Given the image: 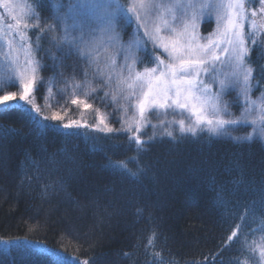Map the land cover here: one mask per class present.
<instances>
[{"label":"trees","instance_id":"1","mask_svg":"<svg viewBox=\"0 0 264 264\" xmlns=\"http://www.w3.org/2000/svg\"><path fill=\"white\" fill-rule=\"evenodd\" d=\"M26 2V17L39 28L24 30L39 44L36 55L44 67L37 75L46 82L37 85L36 99L48 115L49 85L71 88L75 61L83 56L52 39L65 35L55 5H64V13L70 0ZM124 23L120 36L133 37L134 24ZM79 36V29L70 32ZM62 91L59 86L65 118L94 126L89 116L75 117L80 106ZM106 96L93 104L108 108L111 100L99 102ZM116 121L110 122L113 129ZM248 125L230 127L231 136L200 126L192 136L181 134L179 121L161 119L145 125V143L138 146L123 129L81 128L72 138L49 130L40 136L21 110L0 115V264H54L48 253L57 250L71 264H264V140L232 139L245 137ZM111 162H124L138 175L116 171ZM4 241H10L7 249Z\"/></svg>","mask_w":264,"mask_h":264},{"label":"snow or ice","instance_id":"2","mask_svg":"<svg viewBox=\"0 0 264 264\" xmlns=\"http://www.w3.org/2000/svg\"><path fill=\"white\" fill-rule=\"evenodd\" d=\"M4 4L9 15L14 11L8 0H0ZM261 7L259 12L264 14V0H259ZM64 5L57 3L55 5V19L61 24L65 35L59 39L53 36V41L59 43H68L78 49L80 55L85 53L80 45L85 47L90 43L84 39L85 31H94L93 24H102L100 31L107 34L109 39L113 42H118L120 33L118 28L124 23L125 19L130 26L135 24V32L131 42L129 43L126 51L131 53L133 50L140 47L142 40L140 38L141 29L143 35L146 36L153 44L158 46L168 53L171 57L170 62L165 63L163 59L157 58L158 67L145 68L142 73L135 74V80L139 83L140 87H147V91L143 93V99L138 104L139 119L133 117V122L136 125V131L139 132L140 127L145 123V113L152 107H159L166 109L169 107H178L179 109H188L196 118L195 126L185 128L184 121L181 120V134L191 133L196 136L197 129L204 125L211 135L215 136H231L229 131L230 127L237 126L241 123L249 122L250 117H253V107L258 106L259 112L251 119V123L255 125L254 133L264 140V96L257 100H251L250 91L253 69L246 66L245 57L248 55L249 50L245 47L244 28L245 21L247 20V9L245 7V0H226V3L213 5L211 3L202 4L199 7L217 8V29L214 33L210 34L207 38V43H200L196 29L199 27L198 21L201 19V14L195 11L187 19L177 17L174 11L175 7L184 8L185 5L178 3L171 9H166L172 16V20H181L182 28L177 30L168 19L159 17L158 23H153L152 29L149 30L148 24L150 23L148 10L156 7L150 4L147 0H131L129 5L122 3V0H70L67 5V11L60 12V8ZM187 7H195L191 3ZM219 9H223L220 12ZM93 13L94 15H89ZM24 14H27L25 12ZM33 14L34 11H33ZM256 11L253 10L252 17L256 16ZM16 23L10 24L8 27L15 29L19 32V39L21 47L25 56L24 63L18 64V70L12 74H5L0 79V115L7 114L13 109L21 110V115L28 118V122L33 125L37 135L43 136L47 131L52 130L62 134L65 138H72L80 135L79 129L94 127L97 131L104 133L118 132L119 129L109 127L105 118L101 115L98 116L99 123L96 125H88L86 122L82 123L79 120H69L63 123L65 117L59 111H52L50 115H44L41 108L34 103L30 97L33 96L34 91L38 84L46 83L43 79L38 78V72L43 65L39 60L32 59L33 48L30 43H27L28 37L21 29L39 28L36 24H21V17H13ZM71 21V23L69 22ZM251 26L257 28V22L252 20ZM162 28L173 33V36L162 35ZM259 28L264 29V24H260ZM75 29H80V36L78 38L70 37V32ZM48 31H54L55 25H48ZM40 32L45 29L40 28ZM9 48L13 47V41H7ZM226 45L222 50L228 53L229 50L233 53L235 61V70L233 72L234 79L230 81L232 86L239 85L240 94L243 95L246 105L241 113V116L236 119H226L225 116H231L227 105H221L220 94L210 95V88L201 80V76L209 74V65L214 64L220 60L216 53V49L220 44ZM39 50V44H37ZM128 57L126 56V59ZM18 60V57H17ZM115 63V61H112ZM135 61L133 60V65ZM162 66V67H159ZM131 73V69H130ZM87 76V72H85ZM131 78V76H130ZM221 92L228 87L225 80L219 81ZM9 86L16 87L19 91L6 90ZM131 87V85H129ZM95 91V89H92ZM115 99V97H113ZM171 100V104L169 101ZM72 104H81L85 109H90L92 106L84 100L73 99ZM210 110L212 118L205 115V111ZM60 122V123H56ZM201 129V130H204ZM132 124H129L125 131H131ZM162 135L164 133H161ZM168 136L172 133L166 132ZM155 135V133H154ZM132 139L138 146H142L144 141L138 135H134ZM152 137H149L151 140ZM173 139H176L173 137ZM233 140L251 141L252 135L245 137H232ZM73 160V157H68ZM112 168L116 171L127 172L131 176H137V172H132L127 168L124 162H111ZM143 171V169H140ZM260 203L264 207V187L260 188ZM236 232L232 236H236ZM7 246L10 241H4ZM54 257V264H71L66 257L67 254H62L59 250L48 253ZM261 255L264 256V246H262ZM75 259V258H74ZM76 264H81L79 260ZM86 264V262H84Z\"/></svg>","mask_w":264,"mask_h":264},{"label":"rangeland","instance_id":"3","mask_svg":"<svg viewBox=\"0 0 264 264\" xmlns=\"http://www.w3.org/2000/svg\"><path fill=\"white\" fill-rule=\"evenodd\" d=\"M8 2L14 6V11L11 15H9L4 4L0 3V79H2L5 74L16 72L18 70L17 65H22L25 60L19 39V32L8 27L10 24L14 25L16 23L13 17H21V24L30 25L32 22L34 23L29 16L26 17V14H24L25 12H30L26 0H8ZM130 2L131 0H122V3L126 6L129 5ZM147 2L156 5V7L148 10L150 19V23L148 24L149 30L152 29L154 22H159L158 18L161 16L168 19L178 31L181 30V20L177 19L173 21L171 14L166 12V9H171L176 6L178 0H147ZM179 3L185 5V7L174 8L177 17L187 19L194 11L197 14H201V19L198 21L199 27L196 31L199 42L207 43L209 35L214 33L217 29L216 15L218 9L215 7L201 9L199 6L208 3L219 5L221 3H226V0H179ZM190 3L195 7H187ZM245 7L247 9L248 18L245 21L244 39L246 41L245 47L249 50L248 55L245 57V64L253 69L252 79L250 81L251 91L249 95L251 100L255 101L264 96V29L259 28L260 24H264V14L259 12V8L261 7L259 0H245ZM253 10L257 13L255 17L251 15ZM219 11L223 12V9H219ZM89 15L94 14L89 13ZM207 19L210 21L206 23L205 28H202V22ZM253 19L257 22V28L251 26ZM101 27L102 24L95 23L93 24L95 32L88 31V33L84 35V39L90 43L87 47L81 44L80 48L83 49L85 54L83 58L78 56L77 60H74L76 62V64H74L76 72L73 78L68 82V84L71 83V88L64 89L60 84L57 86L58 89H56L57 87L53 86L52 83L49 85L47 89L48 93L46 94L47 97L45 99L47 106L51 107L48 111V115H50L52 111H59L61 115H64V117L66 116V113L60 109L64 99L59 101L60 99L57 97V90H59L60 86L63 90L62 96L65 97L66 101L69 100L71 102L73 99H79L86 101L92 106L90 109H85L83 105L78 104L80 109H78L79 111L77 110V116L75 117H91L90 119H93V123L96 125L99 123L97 117L102 115L109 127L111 126L110 122L117 120L114 124L115 127H117L116 129L119 130H125L129 124H132L131 135H138L140 139L142 138L140 134L145 131L144 127L147 123L152 122L156 124L158 120L161 119L176 120L179 122L183 120L184 127L195 126L196 118L188 109H179L175 106L166 109L152 107L145 113V123L140 127L139 132L136 131L133 117L139 119L137 104L143 99V93L147 91V87H140L139 83L135 80V74L142 73L145 68L158 67L157 58L163 59L165 63H168L171 57L168 53L164 52L158 44H153V42L143 34H140L142 40L140 47L128 53L126 49L132 37L129 38V36H127V38H124L120 36L118 42H113L109 39L107 34H103L100 31ZM120 29L124 32L126 30V23H123ZM21 30L24 31L28 37L27 43L32 45L33 55L31 58L38 60L36 55V38H32L24 29ZM141 31L143 32L142 29ZM161 34L173 36V33L163 28ZM8 40L13 41V47L11 49L8 46ZM147 41H150L149 44L154 48L156 47V49L147 48V44H145ZM225 46L226 45L221 43L220 47L216 49V53L220 57V60L209 65V74L202 75L201 80L209 86L210 95L220 94L221 105H227L229 111L232 113L231 116H225L224 118L236 119L241 116L244 108L250 105H246L243 95L240 94L239 85L232 86L230 84V81L234 79L232 74L235 70V61L231 50H229L228 53L223 52L222 49ZM126 56L128 57L127 59ZM113 60L115 63L112 62ZM133 60L135 61L134 65ZM85 72H87V76H85ZM220 80H225L226 84L229 85L222 92L219 84ZM129 85H131V87H129ZM92 89H95V91H92ZM254 89H257V91L254 92ZM6 90L19 91L16 87H10ZM101 92L103 95L110 96L109 99H107V96L99 97V102H102L104 105L108 103L107 100H111L112 103L109 101L108 108H103L97 103L93 104L92 99L102 96ZM98 93L99 95H97ZM2 94L3 92L1 91L0 95ZM113 97H115V99H113ZM30 98L41 108L40 104L37 102L35 91ZM169 103L171 104V100ZM252 107L253 117H250L249 122H247L248 124L250 123V125L247 126V133H244V136L258 135L254 133V128L256 126L251 123V119L259 112V108L258 106ZM112 112L115 113V116L111 114ZM205 115L212 118L210 110L206 109ZM112 117L114 119L116 118V120ZM76 119L77 118L69 117L65 118L63 122ZM201 126L204 127V125Z\"/></svg>","mask_w":264,"mask_h":264}]
</instances>
